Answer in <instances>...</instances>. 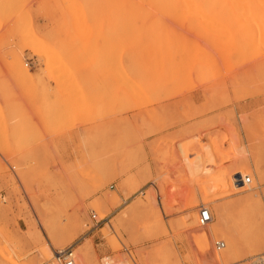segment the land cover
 <instances>
[{
  "label": "rangeland",
  "instance_id": "obj_1",
  "mask_svg": "<svg viewBox=\"0 0 264 264\" xmlns=\"http://www.w3.org/2000/svg\"><path fill=\"white\" fill-rule=\"evenodd\" d=\"M187 1L0 0V264H264V2Z\"/></svg>",
  "mask_w": 264,
  "mask_h": 264
},
{
  "label": "built area",
  "instance_id": "obj_2",
  "mask_svg": "<svg viewBox=\"0 0 264 264\" xmlns=\"http://www.w3.org/2000/svg\"><path fill=\"white\" fill-rule=\"evenodd\" d=\"M241 182L243 184L250 182V177L248 175H245V177H241ZM91 218L94 221H97L96 213H91ZM211 220V213L207 207L201 206L198 212V223L200 225H204L205 223L209 222ZM214 247L216 249H220L224 247V241L223 240H215L214 241ZM54 257L58 260L60 264H78L76 260V256L74 253V248L72 245H68L63 248L54 249L53 250Z\"/></svg>",
  "mask_w": 264,
  "mask_h": 264
},
{
  "label": "crops",
  "instance_id": "obj_3",
  "mask_svg": "<svg viewBox=\"0 0 264 264\" xmlns=\"http://www.w3.org/2000/svg\"><path fill=\"white\" fill-rule=\"evenodd\" d=\"M187 123H184V122H180V124H177L176 126H174L173 128H168L167 130H161V131H158L156 132L155 134H152L150 136V139H149V145H150V149L149 151L147 152V156H146V161L147 163L149 164V173L151 175L154 174L155 172V165H156V160L154 159V151H153V145L155 143V140H157V138L161 135H166V136H169V135H172V134H175L177 132H181L183 131V129L185 127H187L188 125H186ZM145 148L147 149V145H145ZM137 178H143L142 174H137Z\"/></svg>",
  "mask_w": 264,
  "mask_h": 264
},
{
  "label": "bare ground",
  "instance_id": "obj_4",
  "mask_svg": "<svg viewBox=\"0 0 264 264\" xmlns=\"http://www.w3.org/2000/svg\"><path fill=\"white\" fill-rule=\"evenodd\" d=\"M188 1H189V0H188ZM188 1H187V2H188ZM231 1H232V0H230V4H231ZM252 1H253V0H252ZM255 1H256V0H255ZM255 1H254V2H255ZM257 1H259V0H257ZM181 2H182V1H181ZM183 2H185V1H183ZM183 2H182V3H183ZM202 2H203V1H202ZM215 2H216V1H215ZM233 2H234V1H233ZM239 2H240V1L238 0L237 3H239ZM263 2H264V0H263ZM191 3H192V1H191ZM228 3H229V2H228ZM234 3H236V1H235ZM240 3H242V0H241ZM255 3H256V2H255ZM260 3H261V0H260ZM188 4H189V3H188ZM202 4H203V3H202ZM243 4H245V2H244ZM261 4H262V3H261ZM261 4H260V5H261ZM192 5H193V4H192ZM200 5H201V4H200ZM245 5H246V4H245ZM260 5H258L257 7H259ZM185 6H186V5H185ZM190 6H191V5H190ZM194 6H195V5H194ZM235 6H236V4H235ZM262 6H263V4H262ZM223 8H224V7H223ZM237 8H239V7L237 6ZM243 8H244V7H243ZM245 8H246V10H247V7H245ZM245 8H244V10H245ZM191 9H192V8H191ZM191 9H190V10H191ZM196 9H197V8H196ZM235 9H236V8H235ZM182 10H183V9H182ZM241 10H242V8H241ZM246 10H245V11H246ZM250 12H251V11H250ZM191 13H192V12H191ZM243 13H244V11H243ZM252 13H253V12H252ZM254 13H255V12H254ZM254 13H253V14H254ZM204 14H205V13H204ZM249 15H250V14H249ZM204 16H205V15H204ZM204 16H203V17H204ZM242 16H244V15H242ZM251 16L253 17V15H251ZM157 17H158V16H157ZM246 17H247V15H245V18H246ZM259 17H260V16H259ZM209 18L211 19V16H209ZM253 18H254V17H253ZM257 18H258V17H257ZM156 19H157V18H156ZM207 19H208V18H207ZM212 23H213V21H212ZM213 24H215V23H213ZM198 45H199V44H198ZM185 47H186V46H185ZM178 48H179V47H178ZM201 49H202V48H201ZM196 50H197V49H196ZM211 59H212V58H211ZM207 61H208V60H207ZM117 67H118V66H117ZM119 68H120V67H119ZM22 69H23V68H22ZM120 69H121V68H120ZM120 69H119V71H120ZM24 71H25V70H24ZM21 72H23V71L21 70ZM25 72H26V71H25ZM120 72H121V71H120ZM115 73L118 75L117 72H115ZM23 74H25V76H26V73H23ZM122 75L124 76V74H122ZM21 76H22V74H21ZM120 76H121V75H120ZM123 76H122V77H123ZM159 76H160V75H159ZM117 79H118V78H117ZM124 79H127V78H124ZM138 80H139V78H138ZM126 81H128V80H126ZM120 82H121L122 84H128V83H129V81L126 83V82H124V81L122 82L121 80H120ZM143 82H144V81H143ZM131 83H132V82H131ZM149 84H150V83H149ZM149 84H147V85H149ZM129 85H130V84H129ZM140 85H141V84H140ZM129 87H130V86H129ZM131 87L133 88V86H131ZM126 88H128V86H126ZM132 88H131V89H132ZM138 88H139V87H138ZM131 89H130V91H131ZM135 89H136V87H135ZM123 92H124V91H123ZM138 92H139V90H138ZM142 92H143V91H142ZM124 94H125V93H124ZM135 94H136V93H135ZM142 95H143V94H142ZM145 95H146V94H145ZM127 96H128V95H127ZM140 96H141V94H140ZM137 97H138V95H137ZM137 97H136V99H137ZM142 97H143V96H142ZM150 97H151V96H150ZM138 100H139V99H137V101H138ZM143 100H144V99H143ZM149 101H150V100H149ZM149 101H148V102H149ZM144 102H145V101H144ZM137 104H138V103H137ZM144 104H145V103H144ZM214 147H215V146H214ZM215 148H216V147H215ZM212 150H213V149H212ZM213 152H214V151H213ZM218 160H220V159H218ZM218 162H219V161H218ZM180 176H181V175H180ZM181 178H182V177H181ZM205 234H206V231H205ZM227 254H229V251H227L226 253H224V255H227ZM44 255H45V256H51V253H50V255H49V251H45V252H44ZM262 259H263V258H262ZM257 261H258V260H257ZM260 264H261V263H260Z\"/></svg>",
  "mask_w": 264,
  "mask_h": 264
}]
</instances>
